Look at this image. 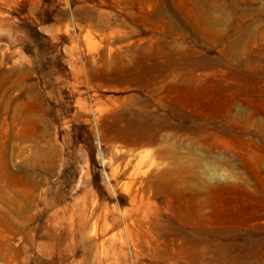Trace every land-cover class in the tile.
<instances>
[{
    "label": "rangeland",
    "instance_id": "374dc122",
    "mask_svg": "<svg viewBox=\"0 0 264 264\" xmlns=\"http://www.w3.org/2000/svg\"><path fill=\"white\" fill-rule=\"evenodd\" d=\"M0 264H264V0H0Z\"/></svg>",
    "mask_w": 264,
    "mask_h": 264
}]
</instances>
